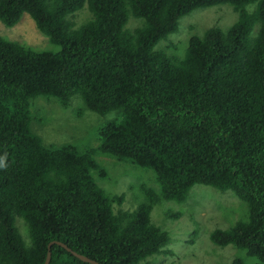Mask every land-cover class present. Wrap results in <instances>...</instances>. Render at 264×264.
Wrapping results in <instances>:
<instances>
[{
    "label": "trees",
    "instance_id": "obj_1",
    "mask_svg": "<svg viewBox=\"0 0 264 264\" xmlns=\"http://www.w3.org/2000/svg\"><path fill=\"white\" fill-rule=\"evenodd\" d=\"M217 5L238 16L226 32L191 36L181 58L156 50L182 17ZM84 7L91 19L72 29L66 18ZM23 13L61 51L33 52L0 37V264H44L51 242L98 264L171 255L151 211L185 202L195 185L230 191L247 209L210 241L244 254L233 264H264V0H0L4 26ZM129 15L142 20L133 31ZM75 95L116 119L96 148L46 146L30 129L31 101L54 98L67 108ZM100 155L151 171L158 191L143 188L135 211L114 212L124 196L98 186L92 173L106 176ZM50 253L49 264H89L58 245Z\"/></svg>",
    "mask_w": 264,
    "mask_h": 264
},
{
    "label": "rangeland",
    "instance_id": "obj_2",
    "mask_svg": "<svg viewBox=\"0 0 264 264\" xmlns=\"http://www.w3.org/2000/svg\"><path fill=\"white\" fill-rule=\"evenodd\" d=\"M255 8L256 3L248 5L246 11L253 12ZM237 17L229 5L194 10L179 20L177 31L161 41L156 50H162L171 58H181L191 36H201L210 28L226 32ZM66 19L72 29H77L89 21L91 15L84 7ZM141 24L142 20L129 15L126 29L133 31ZM258 30L259 25L256 24L250 33V41L256 37ZM0 37L33 52L61 51L59 46L51 44L48 37L36 29L28 13H23L19 22L12 27L0 22ZM30 114V129L46 146L72 145L82 150L96 148L100 143L101 129L117 117L116 112L99 116L89 111L78 95L71 98L67 108H62L54 98L38 96L31 101ZM95 160L106 173L103 179L98 178L97 173H92L98 186L110 195L124 196L120 206H113L114 212L135 211L145 201L143 188L158 191L154 174L149 170L103 155ZM246 217L245 204L232 192L195 185L185 202L161 201L153 207L151 222L169 234L170 240L164 250L171 252V255L153 256L141 264H233L236 258L244 257V254L232 246H216L209 236L212 231L228 229ZM15 227L29 245L27 230L21 219L15 218Z\"/></svg>",
    "mask_w": 264,
    "mask_h": 264
},
{
    "label": "water",
    "instance_id": "obj_3",
    "mask_svg": "<svg viewBox=\"0 0 264 264\" xmlns=\"http://www.w3.org/2000/svg\"><path fill=\"white\" fill-rule=\"evenodd\" d=\"M52 245H58V246L62 247L64 250H66L68 253H70L75 258L81 260L82 262L89 263V264H98L97 262H95V261H93V260H91V259H89V258H87L81 254H78V253L72 251L70 248H68L66 245H64L60 242H51L50 244H48L47 254H46V259H45L44 264H49L50 257H51L50 248Z\"/></svg>",
    "mask_w": 264,
    "mask_h": 264
}]
</instances>
